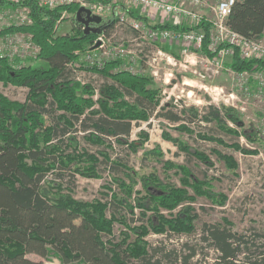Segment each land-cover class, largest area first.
<instances>
[{"label": "trees", "instance_id": "16d2710c", "mask_svg": "<svg viewBox=\"0 0 264 264\" xmlns=\"http://www.w3.org/2000/svg\"><path fill=\"white\" fill-rule=\"evenodd\" d=\"M10 4L12 2L0 0V6ZM19 5L29 9L32 24L4 28L0 37L7 33L26 32L31 34L33 43L40 49L34 64L19 63L18 58L0 57V81L5 85L28 88L24 102L10 100L0 94V264H41L28 259V254L44 259L56 257L63 264H200L193 261L197 256L195 244L185 241L180 249L166 250L163 246L150 247L146 237L151 232L161 235L193 233L196 214L190 205L174 212L182 202L195 199L186 187L215 204L224 203L223 195L204 189L202 181L191 180V171L184 165L163 162L164 168L174 167L176 173L179 171L185 176L180 179L183 186L178 187L162 183L155 173L139 176L134 170L121 165L120 158L110 161L107 153L100 152L102 160H99L95 154L78 150L74 139H67L64 144L66 134L76 132L79 126L83 131H89V143L106 145V137H112L118 146L125 145L136 154L149 135L139 130L136 133L138 138L130 139L132 123L147 122L150 114L160 105L157 98L160 90L154 87L152 77L124 69L123 59L109 60L100 70L93 69L98 77L111 81L99 88L100 98L94 102L90 96L93 87L77 82L76 73L69 63L76 62L80 53L91 47L99 35H85L78 24L72 34H56L62 14H74L79 4L72 2L49 8L38 0H23ZM130 12L131 16L139 17L136 12ZM115 22V19L105 21L107 26L101 34L108 33ZM226 24L244 37L259 40L264 34V0H235ZM154 27L188 29L172 23L156 24ZM198 27L204 34L199 52L212 58L215 53L208 48L210 26L202 22ZM222 46L228 45L220 44L218 48ZM254 65L264 68V62L259 59L240 58L235 48L228 67L241 73L251 71ZM126 96L133 97V103ZM95 104L97 108H94ZM165 107L166 104L160 106L156 116L178 123L176 128L189 132L190 136L192 131L181 123L188 116L186 112L192 120L214 122L226 134H236L228 121L237 127L243 126L240 115L232 107L218 108L210 104L201 114L193 107L180 109L179 112L171 109L164 111ZM57 111L62 114L55 115ZM45 117H51L50 125L45 124ZM243 134L249 142L258 140L255 134L246 130ZM162 135L186 155L211 165L203 152L167 133ZM198 136L216 141L221 146L241 149L238 143L227 145L223 140L204 133ZM52 141L55 143L46 144ZM241 150L256 152L255 149ZM216 153L230 171L237 168L232 157ZM151 154L160 156L158 149H144L142 161ZM101 162L108 163L110 170L119 168L128 182L113 177L118 191L110 193L109 201L75 199L71 193L74 176L99 178ZM52 171L57 179L51 180L55 191L45 193L41 185L46 174ZM136 177L143 192L134 190ZM132 197L134 204L129 202ZM111 206L120 210L107 217L106 211ZM135 207L140 211L142 222L129 225L125 215L119 212L123 210L134 217ZM160 209L168 210L169 217ZM147 211H152V215H146ZM77 220L78 224L75 223ZM115 222L125 228L120 232L122 238L118 242L113 240ZM129 235L134 238L129 240ZM103 236L109 238L104 240ZM198 240L217 252L212 264H264V235L260 233L246 236L233 232L225 225L204 223Z\"/></svg>", "mask_w": 264, "mask_h": 264}, {"label": "rangeland", "instance_id": "374dc122", "mask_svg": "<svg viewBox=\"0 0 264 264\" xmlns=\"http://www.w3.org/2000/svg\"><path fill=\"white\" fill-rule=\"evenodd\" d=\"M205 1L206 4L199 7L197 11L203 17L211 19L213 17L211 7L218 0ZM100 2L111 6H118L117 2L113 3L112 0H100ZM20 6L22 5L14 1L10 5H1L0 13L7 12L4 14L10 15L13 13L12 11H15ZM111 6L106 12L100 14L104 18V21L111 20L112 22L114 19L116 21L112 28L108 29V33L103 34L102 39L104 40V44L109 48L122 45L128 52L125 56L126 58H123L125 62L123 67L134 73L149 75L152 68L146 64L147 59L144 55H149L151 51L150 46L141 43L139 33L124 21L130 14L122 10L121 12L113 13ZM139 8L135 6L128 7L130 11L138 14H135L136 16L141 17L137 18L143 26L152 27L156 25L155 23L159 21L160 13L152 10L141 12ZM73 16L74 14L63 13L62 20L57 24V35L72 34L75 31L77 25L74 23ZM150 19H153V21ZM164 19L168 20V23L172 22L171 17H164ZM181 23V25L187 28L195 26L187 20H181ZM259 40L264 44V34ZM156 46L174 56L175 64L168 63L164 59L159 60V65L156 68L157 75L154 77L149 75L153 79L154 87L160 90V93L157 95V98L160 99V105L156 108L155 112L150 114L147 122L139 121L132 123L130 139H137L138 136H136V133L139 130H143L149 135L148 140L140 150L136 154L132 153L125 145L118 146L112 137H106V141H104L106 145L89 143L87 141L89 131H83L79 126H77L76 132L70 131L66 134L64 144L67 143V139H74L73 141L78 146V150L95 154L99 160H102V156L99 154L100 152L107 153L110 161L117 157L120 158L121 165H125L127 168L134 170L139 176H148V174L155 173L162 183L173 184L178 187L183 186L180 179L185 176L179 171L176 173L174 167L164 168L163 162L168 161L171 164L184 165L191 171V180L194 178L197 181H202L204 189H210L214 193L223 195L225 197L224 203L222 205L215 204L205 196L195 195L190 187H186L189 195L195 197V199L190 202H182L174 212L190 205L193 213L196 214L193 233L190 235H161L151 232L146 237L150 247L163 246L166 250L180 249L181 244L189 241L196 245L197 256L194 257L193 261H197L200 264H212L215 261L217 252L206 243L198 240L200 229L204 223L225 225L233 232L246 236H250L253 233L264 235V100L257 99L254 96L257 89V80L253 78L254 76H250L244 81L237 75V72L228 67L231 61V55H226L222 59L221 65L216 67L214 64L207 62L206 57L200 54L199 50L194 51L192 49L195 52L194 55L187 57L182 55V44L179 41H173L172 43L158 42ZM89 48L87 47L86 50ZM18 59L19 63L27 65L36 62V57ZM75 63L76 68L79 66L76 69L77 75L81 76L85 82L89 81L94 87L99 89L102 85L111 82L108 79L98 77L97 75L99 74L89 76L87 73L92 72L86 68L82 56L79 55V59ZM85 82L79 83L81 85L89 84ZM27 93V87L10 84L5 85L0 81V94H3L10 100L24 102ZM230 94H233L234 98H228ZM90 96L96 102L100 98V91H94L93 89ZM126 99L130 103L134 101L133 97L126 96ZM226 99L228 100L225 101ZM231 103H234L235 108H232L238 112L243 122V126L240 128L228 121V125L236 131V134L223 133L214 122L206 123L202 120H192L190 114L186 112L188 116L181 123L185 124L192 131V135L190 136L188 134L189 132H184L176 128L179 125L178 123H172L164 117L156 116V113L160 111V106H164L165 104L166 109L164 111L171 109L172 111L179 112L180 109L193 107L194 109L197 108L201 114L210 104L219 108L221 106L231 107ZM97 107L98 105L95 104L94 108ZM60 114L62 113L59 111L55 113V115ZM51 122V117H45L46 125H50ZM243 130H246L249 134H255L258 140L249 142L245 138ZM163 132L172 138L187 143L191 148L203 152L211 165L204 164L194 156H188L183 151H180L174 142L167 141L163 137ZM198 133L219 138L227 145L238 143L241 149H255L256 152L245 153L241 149L238 150L225 145L221 146L216 141L201 139ZM50 143L55 142H47L46 144L49 145ZM144 149L148 151L158 149L160 156L151 154L142 161V151ZM216 152L232 157L237 163V168L234 171H230L225 165V162L218 158ZM27 162L30 163L29 160ZM109 167L110 165L108 163L106 164V162L100 163L98 167L99 178L74 176V184L71 188L72 196L75 199L83 201L96 199L109 201L110 193L118 191L113 177L123 179L126 183L128 182L123 177L122 171L119 168L110 170ZM54 173L53 171L48 172L44 178L41 187H43L42 190L45 193L55 191L52 185L53 181H51H57L53 175ZM66 179L67 177H65ZM135 181L137 184L134 190L143 192L140 180L136 177ZM129 202L134 204L133 197ZM117 210L112 206L109 207L106 211L107 217ZM121 212L125 215L127 224L129 225H139L142 222L139 219L140 211L136 207L133 211L134 217H131L126 211L121 210L119 213ZM160 212L166 215V217H169L170 213L168 210L160 209ZM173 214L175 215V213ZM146 215L151 216L152 211H147ZM75 223L78 224L79 220L75 221ZM124 230L125 228L122 224L118 222L113 224L112 233L115 242L121 240L122 235L120 232ZM129 236V240L134 238L133 235ZM107 238L109 237L103 236L104 240ZM241 257L243 258L242 254ZM43 264L63 263L56 257L48 256L45 258ZM70 264L81 263L71 262Z\"/></svg>", "mask_w": 264, "mask_h": 264}, {"label": "built area", "instance_id": "2783aa9c", "mask_svg": "<svg viewBox=\"0 0 264 264\" xmlns=\"http://www.w3.org/2000/svg\"><path fill=\"white\" fill-rule=\"evenodd\" d=\"M8 1H14L18 4L23 0ZM234 1L235 0H218L216 4L211 7L213 17L207 19L197 11L199 7L206 4L205 0H112L113 3L117 2L118 6L103 4L100 0H38L40 4L48 6L49 8L74 2L78 3L79 6L90 9L92 13L98 15L106 12L110 6L113 13L121 12V10L128 13V7L135 6L140 7L139 9L141 12L152 10L160 13V15L171 17L173 20L171 23L175 25H181V20H187L190 24L195 25L187 30H173L163 27L143 26L138 18L131 15L125 18L124 21L139 33L141 43L149 45L151 48L149 55H144V57L147 59L146 64L152 68L149 72V75L152 77L157 75L156 68L159 65V60L164 59L168 63L175 64V57L158 48L156 43H172L173 41H179L182 44V55H185V57L194 55L195 52H193L192 49H194V51L199 50L204 37L202 30L198 27L202 22H207L210 26L208 48L215 53L212 58L205 56L206 61L210 64L219 67L222 59L226 55H232L235 48L238 50L240 58L242 59L248 60L255 58L264 62V44L261 40L244 37L231 30L226 24L227 16L230 13ZM12 12L13 13L10 15L4 14L7 12L0 13V31L9 26H28L32 24V17L27 7L20 6ZM62 18L63 14L61 16V19ZM102 37V34L99 35L88 50L84 53H80L86 68L92 72L87 73L89 76H96L97 71H93V69L100 70L107 61L123 59L126 58L125 56L128 54L122 45L111 48L107 47ZM96 42H99V44L95 47L94 45ZM0 43V57H7L9 59L36 57L40 49L38 45L33 43L31 34L26 32L7 33L0 37ZM220 44H227L228 46L218 48ZM131 59L130 61L133 62ZM75 65L76 63H69V66L76 73L75 80L84 83L85 81L81 76L77 75L76 69L79 68V66L76 68ZM237 75L244 81L250 76H254L253 78L257 80V89L254 96L257 99L264 100V68L254 65L251 71H243L237 73ZM86 82L93 87L94 91L99 90L89 81ZM228 98L232 99L234 95L230 94ZM227 100L228 99L225 101ZM230 106L235 108L234 103H231Z\"/></svg>", "mask_w": 264, "mask_h": 264}, {"label": "water", "instance_id": "95a60500", "mask_svg": "<svg viewBox=\"0 0 264 264\" xmlns=\"http://www.w3.org/2000/svg\"><path fill=\"white\" fill-rule=\"evenodd\" d=\"M73 20L75 24L81 25L85 35L93 33L100 35L104 27L107 26V23L104 22V18L101 15L94 14L88 8L79 6L75 11ZM99 42L95 43V47Z\"/></svg>", "mask_w": 264, "mask_h": 264}, {"label": "crops", "instance_id": "0c3cea01", "mask_svg": "<svg viewBox=\"0 0 264 264\" xmlns=\"http://www.w3.org/2000/svg\"><path fill=\"white\" fill-rule=\"evenodd\" d=\"M128 11H130V10L128 9ZM164 17H168V16H166V15H160L159 18H158L159 21H157L155 24H158V23H161V24L168 23V20L164 19ZM150 20L153 21V19H150ZM172 22H173V20H172ZM26 257L28 259L34 261V262H41V264H43L45 262V259L44 258H41V257H39L36 254H28Z\"/></svg>", "mask_w": 264, "mask_h": 264}, {"label": "bare ground", "instance_id": "6f19581e", "mask_svg": "<svg viewBox=\"0 0 264 264\" xmlns=\"http://www.w3.org/2000/svg\"><path fill=\"white\" fill-rule=\"evenodd\" d=\"M108 2V1H107Z\"/></svg>", "mask_w": 264, "mask_h": 264}]
</instances>
